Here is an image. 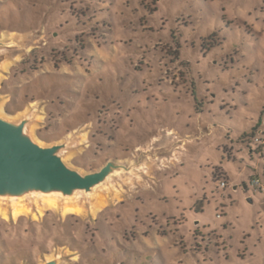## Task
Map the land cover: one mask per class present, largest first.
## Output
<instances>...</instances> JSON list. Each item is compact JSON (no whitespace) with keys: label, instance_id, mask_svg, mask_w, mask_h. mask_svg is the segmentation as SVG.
<instances>
[{"label":"rangeland","instance_id":"obj_1","mask_svg":"<svg viewBox=\"0 0 264 264\" xmlns=\"http://www.w3.org/2000/svg\"><path fill=\"white\" fill-rule=\"evenodd\" d=\"M1 37L4 119L82 174L143 165L81 213L0 199V264H264V0H0Z\"/></svg>","mask_w":264,"mask_h":264},{"label":"water","instance_id":"obj_2","mask_svg":"<svg viewBox=\"0 0 264 264\" xmlns=\"http://www.w3.org/2000/svg\"><path fill=\"white\" fill-rule=\"evenodd\" d=\"M2 41L0 38V47ZM8 118L0 117V199L19 200L38 194L74 202L71 199L78 193L91 194L110 177L130 174L143 165L138 156L128 164L109 161L97 171L82 174L70 168L62 156L68 150V141L42 146L28 132L31 117ZM242 188L246 190L247 186ZM247 202L252 203L249 198ZM44 264H58V260Z\"/></svg>","mask_w":264,"mask_h":264},{"label":"bare ground","instance_id":"obj_3","mask_svg":"<svg viewBox=\"0 0 264 264\" xmlns=\"http://www.w3.org/2000/svg\"><path fill=\"white\" fill-rule=\"evenodd\" d=\"M12 36V35H11ZM2 38V37H1ZM34 108V107H33ZM40 112V111H39ZM23 115V114H22ZM0 117L3 118V113H2V107H0ZM82 137V136H81ZM64 158V157H63ZM93 197V196H92ZM51 198V197H49ZM75 198V197H74ZM92 203V202H91ZM90 203V204H91ZM103 203L102 201H98L95 205H93L90 209L92 214H95L101 207ZM41 205V204H40ZM37 206V205H36ZM58 203H56L55 201L51 200V199H47L43 202L42 207L39 209V212L41 213V211L45 208H56L58 210ZM87 209V208H85ZM30 209H28L27 207H25L24 205H21L19 203H17L16 205H14L11 209V215L13 218L18 217L19 215H22L23 213H28ZM84 211V210H83ZM32 212V211H31ZM61 212L64 214H68V213H81L82 212V208L80 205H78L76 202H65V204L62 205L61 207ZM0 213L3 215H6L7 212L6 210L2 207V205H0ZM39 214V213H38ZM9 217V216H8Z\"/></svg>","mask_w":264,"mask_h":264},{"label":"built area","instance_id":"obj_4","mask_svg":"<svg viewBox=\"0 0 264 264\" xmlns=\"http://www.w3.org/2000/svg\"><path fill=\"white\" fill-rule=\"evenodd\" d=\"M224 186V184H222V187ZM264 191V190H263Z\"/></svg>","mask_w":264,"mask_h":264},{"label":"trees","instance_id":"obj_5","mask_svg":"<svg viewBox=\"0 0 264 264\" xmlns=\"http://www.w3.org/2000/svg\"><path fill=\"white\" fill-rule=\"evenodd\" d=\"M258 122H260V121H258Z\"/></svg>","mask_w":264,"mask_h":264}]
</instances>
